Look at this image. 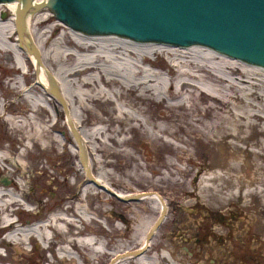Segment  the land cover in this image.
Segmentation results:
<instances>
[{
    "label": "bare ground",
    "instance_id": "6f19581e",
    "mask_svg": "<svg viewBox=\"0 0 264 264\" xmlns=\"http://www.w3.org/2000/svg\"><path fill=\"white\" fill-rule=\"evenodd\" d=\"M17 6V0L0 2V125H4L6 130L4 141L11 143L6 147L0 140V169L6 172V176L1 177H10L11 167L16 170L12 183L0 182V233H6L0 244L7 241L14 245L16 253L24 255L29 252L26 246L32 239L40 241L47 251L53 249L52 245L55 247L62 243L70 248L63 258L73 261V255L78 253L84 263H88V257L79 246L90 250L100 262L102 255L110 256L111 264H218L212 258L220 259L229 253L233 256L231 264L255 263L247 249L248 243L242 241L245 232H242L240 223L235 230L229 227L225 231L216 225L211 232L202 234L204 239L216 235L220 241L228 236L230 252L223 247L217 249V244L203 240L208 243L200 252L205 256L203 261L184 258L174 250L178 244L176 240L167 237L168 244L158 241V237L156 239L157 228L165 221L169 210V202L161 192L151 190L140 195H124L96 176L93 169L97 164L94 157L97 153H101V157L109 154L135 159L140 150L130 146L127 134L131 132L142 133L152 142L159 141L169 147L166 138H177L191 150L193 144L189 138L184 141L179 135L199 132L212 143L229 139L231 143L228 144L239 148V143H235L246 142L249 133L264 132L257 130L259 123L264 122V68L203 45L185 47L157 42L139 43L114 34H83L57 20L52 12L44 14L47 12L45 9L26 14L27 35H23V43L19 46L14 22ZM52 16L56 22L46 28L52 22ZM31 46L38 50L39 58L30 50ZM161 56L171 63L158 64ZM14 73L22 76L20 79H8ZM61 99L67 107L66 124L74 140L65 136L62 150H59L60 141L54 133L65 127L57 108ZM43 102L50 106V112L42 105ZM176 110H182L183 116L177 115ZM173 111L175 113L172 114ZM84 115H90L92 119H85ZM178 117H182V122L177 120ZM87 126L94 128L86 130ZM256 144L262 151L260 157L264 159L263 142ZM50 154L77 155L80 172L84 176L91 173L100 191L106 189L123 201L131 196L129 200L154 203L159 215L164 211V217L151 232L149 241L146 242L145 237L153 223L148 225L144 221L133 229L132 240L136 246L122 242L108 247V242L97 239L80 240L88 231L82 228L89 214L84 207L70 206L40 221L42 215L35 213L29 198L30 182L23 176L27 173L28 158ZM100 164L103 167L113 165L102 161ZM169 166L174 167L167 163L163 168L168 171ZM228 169L236 171L235 166ZM151 172L158 173L154 169ZM183 174L191 175L192 170ZM223 183V178L215 174L208 179H200L194 186V192L185 188V193L188 196L200 193L218 203L213 207L208 200L204 207L209 214L220 210L229 212L236 198L258 199L262 196L259 190L243 193L244 185L238 186L237 196L232 193L226 196L223 190L227 187L224 189ZM228 183L229 188L234 187L232 181ZM179 184L185 187V182ZM242 202L245 203L240 207L246 213L254 209L249 201ZM19 213L22 216L20 220L14 218ZM26 213L27 218L23 216ZM202 223L211 224L212 221L203 220ZM246 223L249 224L245 230L251 226L257 230L261 226L257 217ZM108 228L105 231L108 235L120 231V235H124L123 228ZM191 238L193 236H184L186 241ZM1 254L0 264H16L17 259L7 262Z\"/></svg>",
    "mask_w": 264,
    "mask_h": 264
},
{
    "label": "rangeland",
    "instance_id": "374dc122",
    "mask_svg": "<svg viewBox=\"0 0 264 264\" xmlns=\"http://www.w3.org/2000/svg\"><path fill=\"white\" fill-rule=\"evenodd\" d=\"M42 9L47 11L44 14L50 11L47 7ZM53 16L52 22L46 28L55 24L56 21ZM9 18L11 19L12 16ZM159 63L170 64L171 62L165 56H161L158 58ZM21 76V73H14L8 76V79H20ZM43 104L45 109L50 112V106L46 102H43ZM57 105L59 114L62 116L61 122L65 127L61 131H56L54 135L60 141L59 150H62L65 136L73 140L74 137L68 131V126H66V117L62 105L58 103ZM148 109L154 112L152 107ZM97 111L99 112L100 109H97ZM175 112L177 115L183 116L182 110H176ZM175 112L173 111L172 114ZM87 117V115H84L85 119ZM88 118L92 119L90 115ZM53 120H56L55 116H53ZM177 120L182 122V117H178ZM92 128L94 127L87 126L85 129L89 130ZM257 130L264 131V122L259 123ZM5 134L4 125H0V140L8 147L11 143L4 141ZM245 134H248V132ZM179 136L184 141L189 138L193 144V152L191 149H187L186 145L178 141L177 138H166L167 142H169V147L159 141L152 142L142 133H128L127 137L130 146L140 150V153L136 154V158L131 159L128 156L109 154L101 157L102 154L97 153L95 154L96 156L94 155L95 163L97 164L94 165L93 172L105 183L111 185L113 190L124 195H140L151 190L161 192L169 202V210L165 221L160 223L157 228L156 239L158 237V241H165L168 244L170 242L167 237L176 240L178 244L174 250L178 254L183 255L184 258H195L203 261L205 256L200 252L209 242L210 244H217V249L221 250L223 247L230 252L231 241L228 236L225 237V240L222 239L220 241L216 235H211L214 238L210 239L211 236L209 234V237L204 239L202 234L211 232V229L216 225H219L225 231L229 227L235 230L236 225L240 223L242 232H245L242 241L248 243L247 249L251 252V257L255 258V263L253 264H264V159L260 157L259 154L262 151L256 144L258 141L264 144V132L260 134L257 132L249 133V138L247 137L246 142L238 141L235 143H239L237 144L239 148L228 144L231 143L229 139L226 142L223 140L219 143H212L199 132L188 133V136L180 133ZM243 147L247 150H244ZM70 148L74 150L73 146H70ZM100 161L110 162L113 165L103 167ZM26 162L28 163L27 173L23 178L30 182V186H28L29 198L32 201V209H34L35 213L42 215L40 221H44L47 217H51L54 213L70 206L74 208L84 207V210L87 209L89 211L87 219L84 220L82 226V228H87L88 231L85 232L83 237L79 238L80 240L87 242L90 238L97 239L101 242H108V247L116 246L122 242H131L136 246L135 241L132 240L133 229L137 227L140 221L151 225L158 218L159 212L154 208V203L129 200L132 198L131 196L127 202L126 200L117 199L106 190L100 191L97 185L91 184L87 175L84 176L80 172L77 155H34L28 158ZM167 163L173 164L174 167L169 166L167 171V169L163 168V165ZM230 166H235L236 171H230L228 169ZM11 169L13 171H10L11 176H7L8 179L16 176L15 168L11 167ZM151 169L158 171V173H152ZM186 170H192V174H183ZM5 173V170L0 169V175L3 176ZM215 174L222 177L225 181L223 188H227L223 190V193L226 196L230 193L237 196L239 194V185L245 186L243 193L259 190L262 196L258 199L236 198L229 207V212L220 210L218 213L210 212L209 214L204 205L211 198H204L203 196L205 195L200 193L188 196L185 193V188L189 192H194V186L199 183L200 179H208ZM229 181L234 184L233 188H229ZM178 182H185V187ZM86 190L88 194H86ZM207 194L209 196L212 195V193ZM242 201H249L254 209L246 213L240 207L241 203H245ZM211 202L213 207L218 205L212 200ZM189 205L191 207H188ZM145 207H148L149 210H143ZM136 212L139 213L136 214ZM23 216L27 218V213L23 214ZM15 217L20 220L22 218L21 213L19 215L15 214ZM255 217L259 219L261 226L254 230L249 225L251 229L245 230L249 224L246 223L247 220L252 222ZM209 219L212 221V225L202 223L203 220ZM186 225L189 227L188 229L186 228L187 230H185ZM112 226L123 228L124 235H120L121 231L108 235L105 231H108V227ZM100 230H104V232L100 233ZM5 235L6 233H0V241H3ZM184 236L187 238L193 236V238L186 241ZM203 240L208 241V243ZM52 247L51 251H47L40 241L32 239L26 246L29 252L23 255L16 253L14 245L5 241L0 244V249H2L0 252L5 251L6 255L3 257L7 262L13 261V259L20 260V262L15 261L16 264H111L112 261L110 256L102 255V261L100 262L99 258H96L97 256H94L90 250L83 249L80 246L81 252L88 257V263H84L78 253L73 255L74 258L71 261L68 258H63V254L70 252V248L66 244L61 243L55 247L52 245ZM95 248L98 249L97 246ZM232 258L233 256L229 253L220 259L216 257L212 259L216 260L218 264H231Z\"/></svg>",
    "mask_w": 264,
    "mask_h": 264
},
{
    "label": "water",
    "instance_id": "95a60500",
    "mask_svg": "<svg viewBox=\"0 0 264 264\" xmlns=\"http://www.w3.org/2000/svg\"><path fill=\"white\" fill-rule=\"evenodd\" d=\"M5 1L12 0H0ZM17 2L14 22L19 46L23 43V35H27L26 14L47 7L57 20L83 34H114L139 43L157 42L185 47L203 45L231 58L264 68V0ZM30 50L39 58V52L34 46ZM54 90L58 96V91ZM61 104L66 112L67 107L62 99ZM81 163L84 165L82 159ZM87 178L98 186L91 173L87 172ZM0 179L1 183L9 184L7 178L0 175ZM163 217L164 211H161L146 234V242Z\"/></svg>",
    "mask_w": 264,
    "mask_h": 264
},
{
    "label": "flooded vegetation",
    "instance_id": "af4514ba",
    "mask_svg": "<svg viewBox=\"0 0 264 264\" xmlns=\"http://www.w3.org/2000/svg\"><path fill=\"white\" fill-rule=\"evenodd\" d=\"M5 178H7V179H8V177H5ZM0 180H1V179H0ZM8 180H9V182H10V183H12V182H13V180H14V178L12 177V178H9Z\"/></svg>",
    "mask_w": 264,
    "mask_h": 264
}]
</instances>
